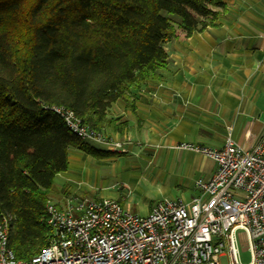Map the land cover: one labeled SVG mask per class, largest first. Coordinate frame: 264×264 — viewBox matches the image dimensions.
<instances>
[{
    "label": "trees",
    "instance_id": "obj_1",
    "mask_svg": "<svg viewBox=\"0 0 264 264\" xmlns=\"http://www.w3.org/2000/svg\"><path fill=\"white\" fill-rule=\"evenodd\" d=\"M226 10L223 0H0V215L18 260L55 236L47 204L69 150L115 154L77 137L53 107L124 134L112 104L164 77L168 41L218 24Z\"/></svg>",
    "mask_w": 264,
    "mask_h": 264
},
{
    "label": "built area",
    "instance_id": "obj_2",
    "mask_svg": "<svg viewBox=\"0 0 264 264\" xmlns=\"http://www.w3.org/2000/svg\"><path fill=\"white\" fill-rule=\"evenodd\" d=\"M81 140L126 151L102 130L85 125L74 111L53 107ZM176 148L212 158L211 178H198L190 201L165 199L146 215L112 198L67 197L66 206L47 204L55 236L30 261L18 260L9 245V222L0 215V264H264V134L250 149L228 137L221 149L196 143ZM226 263H222L221 259Z\"/></svg>",
    "mask_w": 264,
    "mask_h": 264
},
{
    "label": "crops",
    "instance_id": "obj_3",
    "mask_svg": "<svg viewBox=\"0 0 264 264\" xmlns=\"http://www.w3.org/2000/svg\"><path fill=\"white\" fill-rule=\"evenodd\" d=\"M223 2L227 10L218 24L166 43L169 66L162 79L145 81L110 107L108 116L127 127L122 135L109 132L129 140V148L150 141L179 154L188 152L176 148L180 143L221 149L231 136L250 149L264 134V0ZM204 157L210 166L202 162L195 170L209 179L217 164Z\"/></svg>",
    "mask_w": 264,
    "mask_h": 264
},
{
    "label": "rangeland",
    "instance_id": "obj_4",
    "mask_svg": "<svg viewBox=\"0 0 264 264\" xmlns=\"http://www.w3.org/2000/svg\"><path fill=\"white\" fill-rule=\"evenodd\" d=\"M172 17L180 21L178 16ZM111 136L115 141L126 142V138L113 133ZM103 149L115 154L107 158H96L78 148H71V166L56 176L50 193L51 201H62L58 204L63 207L67 197L81 200L123 199L126 210L146 215L149 206L165 199L183 198L190 201V185L200 176L195 166H200L202 162L208 167L211 164V160L201 153L184 151L178 154L166 145L158 146L150 141H143L130 148L126 144L128 152L119 148ZM177 157L180 159L177 160ZM239 258L241 263H249L252 253L240 246ZM221 261L226 263L223 258Z\"/></svg>",
    "mask_w": 264,
    "mask_h": 264
}]
</instances>
